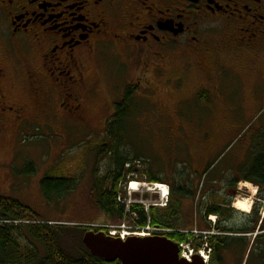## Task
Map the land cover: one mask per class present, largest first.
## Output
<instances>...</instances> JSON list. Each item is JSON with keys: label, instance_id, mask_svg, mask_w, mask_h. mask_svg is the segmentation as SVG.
<instances>
[{"label": "flooded vegetation", "instance_id": "obj_1", "mask_svg": "<svg viewBox=\"0 0 264 264\" xmlns=\"http://www.w3.org/2000/svg\"><path fill=\"white\" fill-rule=\"evenodd\" d=\"M176 62L201 78L196 96L239 94L252 79V97L264 102V0H0V137L14 142L56 122H145L146 111L134 114L128 97L156 90ZM99 64L118 66L113 76L122 82L111 84L120 98L102 123L85 118L98 96ZM166 89L180 92L176 84ZM174 108L163 106L151 124L169 134L193 127ZM250 224L242 232L255 233L264 261V216Z\"/></svg>", "mask_w": 264, "mask_h": 264}, {"label": "rangeland", "instance_id": "obj_2", "mask_svg": "<svg viewBox=\"0 0 264 264\" xmlns=\"http://www.w3.org/2000/svg\"><path fill=\"white\" fill-rule=\"evenodd\" d=\"M174 64V67L171 66L167 70V75L163 76L166 81H160L159 84H162L156 86L157 90L148 93L138 92L133 97L137 106L134 114L140 115L145 110L146 123H137L142 119L137 117L127 125L114 128L113 135L111 133L108 135L109 129L95 127L92 123L90 127L83 128L67 122H56L48 128L26 129L14 142L8 135L1 136L0 196L29 208L41 221H49L53 226L80 228L84 224L93 226L90 228H104L109 234L122 233L123 227L127 232H135L133 231L136 228L135 219L133 220L130 215V209L127 214V207L132 205L129 198L132 192L127 184L130 175L125 176L118 186L120 197L117 194V203L124 208L121 219L107 218L93 203L94 195L109 191L112 187L111 174L114 170L115 156L112 143L116 141V144L122 143L123 146L119 152H130L129 156L138 157L136 162H130L128 167L125 166V169L134 170L137 180H144L149 175L156 179L157 183L165 184L171 190L169 194L168 188L163 186L168 196L159 201L152 194L154 189L142 190L141 194H147L153 201L146 202L147 204L139 201L140 203L149 209L157 205L155 210L158 217L166 211V207L181 205L184 221L189 223L179 221L169 225L166 221L162 224L167 227L165 230L179 231L183 235L192 234L197 239L202 236L201 234L209 236L208 238H244L228 232H235L244 227L255 214L257 217L263 216L264 193L260 194L259 190L254 193L255 186L241 182L234 195L229 193L227 199L221 175L223 173L230 176V180H239L248 175L250 168L248 140L259 123L264 122L262 110L264 102H255V98L252 97V79L243 80V91L237 95L235 93L223 95L216 90H209L205 99L199 101L194 92V84L201 78L190 75L188 67H184L183 64L179 62ZM116 67L118 66L98 65L99 75L93 78L98 96L94 102L87 105L89 110L85 117L87 121L102 123L108 106L119 99L118 92L114 93L111 85L115 81L118 85L122 83L120 78L113 76L117 74L114 72ZM152 81L157 83L156 80ZM173 84L178 85L179 93L173 94L166 89ZM212 93L217 98H213L211 104ZM163 106L167 107L168 112L177 106L179 116L192 120L195 128H184L175 133L174 130H169L172 133L169 134L154 127L151 120L154 115L157 117L156 111ZM173 136L176 137L174 140ZM104 145H107L109 150L99 155L100 148ZM45 177L52 180L72 179L71 191L61 198L51 194L47 199L40 185ZM212 181L216 184H212ZM136 183L134 181L130 184L137 185ZM155 190L154 192H159L158 188ZM141 198L143 199V196ZM242 199L251 201L248 215L243 210L234 208L235 202ZM214 203H223L225 210L228 208L232 210L234 213L230 214V219L219 216L207 218L209 230L205 232L190 228L194 227L195 223H192V220L195 219L198 221V227L199 221H202V212ZM143 205L140 206L145 210ZM172 226L173 228H168ZM68 229L67 232H61V236L66 238L63 239L62 245L66 251L79 257L83 233L79 229V231ZM253 237L254 235L243 239L246 241V247L236 258L231 252H221L222 264H264L255 252V245L250 247ZM195 238L189 240L193 242ZM192 242L182 243L181 251L185 254L193 251ZM202 242L205 244L204 239ZM194 246L198 248L196 244ZM199 248V253H204V256L208 254L205 245L203 249Z\"/></svg>", "mask_w": 264, "mask_h": 264}, {"label": "trees", "instance_id": "obj_3", "mask_svg": "<svg viewBox=\"0 0 264 264\" xmlns=\"http://www.w3.org/2000/svg\"><path fill=\"white\" fill-rule=\"evenodd\" d=\"M241 91L243 90L240 88V92ZM197 98L199 101L205 99L199 95ZM128 103L133 105L131 96L128 97ZM262 110H264V108ZM118 127L120 126H107L106 128L109 129L108 135L110 133L113 135L112 130L114 128L118 129ZM186 128L189 127H185V129ZM191 128L194 129L195 127L193 126ZM159 129L162 130L161 128ZM115 142L112 143V149L114 148L115 154L113 157L114 170L111 174L112 187L109 191L102 192L92 197L95 207L109 219H121L123 217L124 208L117 203L116 199L119 182L124 180L125 176L133 171V169H125L126 164L128 165L130 162H136L138 158L129 156L131 155L129 154L130 152H119L121 147H123L122 143L116 144ZM250 144L251 145L248 146L249 173L240 179L244 182L264 188V132L261 135L255 133L251 138ZM107 150H109L107 145L102 146L100 148V154H103V152ZM209 168L210 167H208V169ZM147 179L149 183L157 182L156 179L149 177V175ZM221 182L224 183L225 188H232L237 180H230V176H225L221 178ZM40 185L41 191L47 199H49L48 196L51 194L61 198L71 191L73 182L72 179L52 180L45 177ZM213 197H215V195ZM131 209L136 214L135 224L139 228L146 227L147 216L142 208H140V206H132ZM202 213L203 220L205 221V218L209 215L230 219V214L234 212L229 208L225 210L220 203H214L212 206H207ZM181 215L180 205L168 207L159 217L156 215L155 209H150V226L152 228H167L162 225L164 222L168 221L169 225L179 223V221H182ZM68 228H71L72 231L81 230L83 234L92 230L107 234V231L103 228L94 229L85 226L80 228ZM68 228L66 225L53 226L49 221H41L29 208L22 206L12 199L0 196V264H120L118 261L109 263L103 259L92 256L81 242L79 257L66 251L62 245L63 239L66 240V238L61 236V232H67L69 230ZM168 228H173V226ZM201 229H207V224L205 222ZM225 231L228 232L227 230ZM235 232L238 233V231ZM235 232L229 231L228 233L234 234ZM160 236H165L176 244L184 243L192 239L190 235L179 233L162 234ZM207 240V245L211 249L209 264H222L221 252H231L236 258L240 256V253H242L246 247V241L239 238L213 237ZM235 249H237L238 253L234 251Z\"/></svg>", "mask_w": 264, "mask_h": 264}, {"label": "water", "instance_id": "obj_4", "mask_svg": "<svg viewBox=\"0 0 264 264\" xmlns=\"http://www.w3.org/2000/svg\"><path fill=\"white\" fill-rule=\"evenodd\" d=\"M138 197V195H135ZM147 194L144 200H147ZM82 244L94 257L120 264H203L195 256L191 263L179 258L177 244L164 236L130 237L125 241L112 238L103 232H86Z\"/></svg>", "mask_w": 264, "mask_h": 264}, {"label": "bare ground", "instance_id": "obj_5", "mask_svg": "<svg viewBox=\"0 0 264 264\" xmlns=\"http://www.w3.org/2000/svg\"><path fill=\"white\" fill-rule=\"evenodd\" d=\"M157 188L159 189L158 195H159L160 199L167 198L168 194L166 193V189L162 185H158V187H156L155 189L157 190ZM130 192H132V193L139 192V187L137 185H135V184H132L130 186ZM250 205H251V201L250 200L242 199V200H237L235 202L234 208L241 209L245 213H248L250 211V207H251ZM193 242H194V245L196 244V246H198V247H200L202 245V241L200 239H194Z\"/></svg>", "mask_w": 264, "mask_h": 264}, {"label": "crops", "instance_id": "obj_6", "mask_svg": "<svg viewBox=\"0 0 264 264\" xmlns=\"http://www.w3.org/2000/svg\"><path fill=\"white\" fill-rule=\"evenodd\" d=\"M254 190H255L254 193H256L258 191L257 188H255Z\"/></svg>", "mask_w": 264, "mask_h": 264}, {"label": "built area", "instance_id": "obj_7", "mask_svg": "<svg viewBox=\"0 0 264 264\" xmlns=\"http://www.w3.org/2000/svg\"><path fill=\"white\" fill-rule=\"evenodd\" d=\"M186 258H188V257H186Z\"/></svg>", "mask_w": 264, "mask_h": 264}]
</instances>
